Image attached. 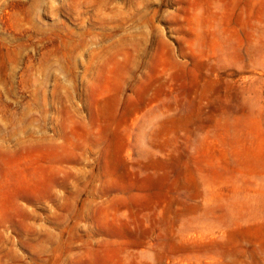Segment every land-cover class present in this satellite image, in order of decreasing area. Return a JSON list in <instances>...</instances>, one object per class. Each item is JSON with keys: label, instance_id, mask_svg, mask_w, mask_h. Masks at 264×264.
<instances>
[{"label": "rangeland", "instance_id": "1", "mask_svg": "<svg viewBox=\"0 0 264 264\" xmlns=\"http://www.w3.org/2000/svg\"><path fill=\"white\" fill-rule=\"evenodd\" d=\"M0 264H264V0H0Z\"/></svg>", "mask_w": 264, "mask_h": 264}]
</instances>
